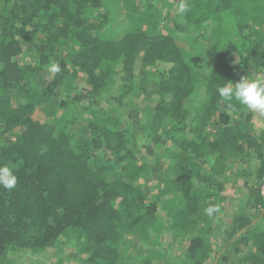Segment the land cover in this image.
Instances as JSON below:
<instances>
[{
    "label": "trees",
    "instance_id": "obj_1",
    "mask_svg": "<svg viewBox=\"0 0 264 264\" xmlns=\"http://www.w3.org/2000/svg\"><path fill=\"white\" fill-rule=\"evenodd\" d=\"M180 3L0 0V264H264V0Z\"/></svg>",
    "mask_w": 264,
    "mask_h": 264
},
{
    "label": "clouds",
    "instance_id": "obj_2",
    "mask_svg": "<svg viewBox=\"0 0 264 264\" xmlns=\"http://www.w3.org/2000/svg\"><path fill=\"white\" fill-rule=\"evenodd\" d=\"M189 10L186 0H181L178 6V15L183 17ZM51 73H59L61 71L60 65L57 62H52L48 69ZM218 96L224 106L228 108L234 107V102L245 107L247 110L264 115V79L249 78L248 75H241L239 80L235 83L230 81L217 88ZM17 185V177L14 174L12 167L4 164L0 165V186L5 189H14ZM262 193L264 194V182L262 186ZM217 206H209L205 209V213L209 216L213 212H218Z\"/></svg>",
    "mask_w": 264,
    "mask_h": 264
},
{
    "label": "rangeland",
    "instance_id": "obj_3",
    "mask_svg": "<svg viewBox=\"0 0 264 264\" xmlns=\"http://www.w3.org/2000/svg\"><path fill=\"white\" fill-rule=\"evenodd\" d=\"M254 119H255L254 122H255V125L257 126V128H259V126L261 127L262 124H263L262 121L259 118H256V117H254ZM227 209H228V207H223L222 212L220 213V216H218V217L216 216L215 217L218 220H216V221L214 220L215 222H214L213 228L218 229V227H221V226L226 225L228 223L229 218L227 216V212H228V211H226ZM162 233H163L162 238H160V239H162V241H161L162 243L159 244V245H154V249H158V250H163L164 249L165 251H170V252L176 251L179 248V246H180L179 243L181 242L179 240V237H175L174 236L172 229H169L167 231H163ZM127 246H130L129 243L126 244V247ZM140 246H141V244L139 245V247ZM132 248H134V247H132ZM219 252L221 253V250ZM21 260L23 262H26L27 258L26 257H21ZM215 262L216 261H214V264H215Z\"/></svg>",
    "mask_w": 264,
    "mask_h": 264
}]
</instances>
